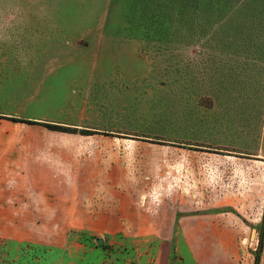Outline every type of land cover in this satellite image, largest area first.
I'll return each mask as SVG.
<instances>
[{"label":"rangeland","instance_id":"rangeland-1","mask_svg":"<svg viewBox=\"0 0 264 264\" xmlns=\"http://www.w3.org/2000/svg\"><path fill=\"white\" fill-rule=\"evenodd\" d=\"M3 5L0 0L6 37L0 39V119L31 127L36 136L88 131L97 138L87 153L125 152L124 145L129 153L131 141H139L143 163L139 191L125 199L129 209H139L138 222L128 225L131 235L139 228L137 238L110 236L101 221L64 224L61 252L48 255L42 244L0 238V264H254L264 235V96L251 106L258 109L255 140L237 133L235 118L223 136L227 148L258 151L257 157L236 153L239 161L219 167L189 156L175 169L173 152L230 153L191 143L218 132L196 120L198 104L210 100L191 87L199 86L201 65L186 60L188 49L171 47L183 33L167 31L168 0H15L18 16ZM246 67L240 65L232 88L243 98L253 81ZM259 82L257 94L264 91V78ZM110 137L123 141L109 143ZM104 195L119 196L98 192L93 204Z\"/></svg>","mask_w":264,"mask_h":264},{"label":"crops","instance_id":"crops-1","mask_svg":"<svg viewBox=\"0 0 264 264\" xmlns=\"http://www.w3.org/2000/svg\"><path fill=\"white\" fill-rule=\"evenodd\" d=\"M5 2L9 8L15 4V0H3ZM167 15V31L183 33L182 38L170 40L171 47L188 49L186 60L201 65L199 86L193 83L191 87L200 89V96L210 103H197L200 115L196 120L200 121L201 117L207 121L208 129L218 132L214 137L191 143L230 153L222 156L208 151L173 152L174 156L170 157L173 167L181 169V161L189 156L199 161L210 160L219 167L226 162L239 161V153L257 157L258 151L235 152L227 148L223 136L231 123L227 120L235 118L239 135L246 139L251 135L254 140L257 137L258 115L251 106L261 101L257 95L264 96V91L255 92L256 81L264 78L259 72L264 69V0H168ZM240 65L251 67L247 72L251 71L247 76L253 79L248 86L251 91L246 93L248 98L232 91L235 78L241 72ZM235 86L239 89L240 85ZM240 106H244L243 109ZM63 125L80 127L74 123ZM32 130L35 129L0 119V238L63 248L68 233L64 224L93 221H101L105 225L103 231L110 236L122 234L126 238H137L139 228L132 229L136 234L131 235L128 225L138 222L135 218L139 216V209H129L125 199L126 193L139 191V169L143 163V159H139V141H131L129 153L127 145L121 146L125 152L87 153L88 146L97 137L54 135L48 131L36 136L30 134ZM111 138L116 143L123 141L110 137L109 143L113 142ZM98 192L118 193L119 200L117 196L104 195L99 203L93 204ZM46 224L55 225L54 232L44 231ZM87 230L95 231L94 228ZM155 264L164 263L157 259Z\"/></svg>","mask_w":264,"mask_h":264},{"label":"trees","instance_id":"trees-1","mask_svg":"<svg viewBox=\"0 0 264 264\" xmlns=\"http://www.w3.org/2000/svg\"><path fill=\"white\" fill-rule=\"evenodd\" d=\"M23 122H31V121H23ZM47 126H49L50 128H53V129H55V128H59L60 130H67V129H62V127H56V126H53V125H47ZM69 130H71L72 131V129H69ZM82 133L84 134V135H87V134H90V133H88V131H82ZM178 225H179V223H178V221L176 222V230H177V228H178ZM82 234V236H83V241L84 242H87V241H85V240H87V237H84V236H86V234H84V233H81ZM120 239H123V240H129L128 238H126V237H124L122 234H119V235H117ZM263 244H264V235L261 237V240H260V248H259V250L255 253V262H254V264H260V262H261V253H262V250H263ZM97 248H100L99 246H96ZM41 249H43L44 250V252L46 253V254H48V255H50L51 254V252L52 253H54V254H57V252H61V249L62 248H53V247H48V246H42V248ZM102 250H107L108 249V247H106V246H104L103 248H101ZM172 257H173V254H172Z\"/></svg>","mask_w":264,"mask_h":264},{"label":"clouds","instance_id":"clouds-1","mask_svg":"<svg viewBox=\"0 0 264 264\" xmlns=\"http://www.w3.org/2000/svg\"><path fill=\"white\" fill-rule=\"evenodd\" d=\"M3 7H4V9H5L6 11H9V15H10V16H18L19 13H20V11H21L18 5H13V6L9 9V6H8V4H7L6 2L4 3ZM4 38H6V37H4V36H0V39H4Z\"/></svg>","mask_w":264,"mask_h":264},{"label":"water","instance_id":"water-1","mask_svg":"<svg viewBox=\"0 0 264 264\" xmlns=\"http://www.w3.org/2000/svg\"><path fill=\"white\" fill-rule=\"evenodd\" d=\"M99 245H100V246L103 245V239H99Z\"/></svg>","mask_w":264,"mask_h":264}]
</instances>
